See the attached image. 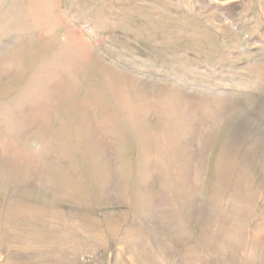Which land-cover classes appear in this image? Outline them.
I'll use <instances>...</instances> for the list:
<instances>
[{
    "label": "rangeland",
    "instance_id": "374dc122",
    "mask_svg": "<svg viewBox=\"0 0 264 264\" xmlns=\"http://www.w3.org/2000/svg\"><path fill=\"white\" fill-rule=\"evenodd\" d=\"M0 264H264V0H0Z\"/></svg>",
    "mask_w": 264,
    "mask_h": 264
}]
</instances>
